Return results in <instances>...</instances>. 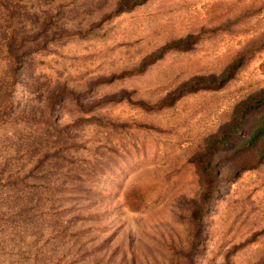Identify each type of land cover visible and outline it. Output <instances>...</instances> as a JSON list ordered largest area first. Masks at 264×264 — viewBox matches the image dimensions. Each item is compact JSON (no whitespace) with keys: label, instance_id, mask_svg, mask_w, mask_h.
Instances as JSON below:
<instances>
[{"label":"rangeland","instance_id":"374dc122","mask_svg":"<svg viewBox=\"0 0 264 264\" xmlns=\"http://www.w3.org/2000/svg\"><path fill=\"white\" fill-rule=\"evenodd\" d=\"M263 90L264 0H0V264H264Z\"/></svg>","mask_w":264,"mask_h":264},{"label":"trees","instance_id":"16d2710c","mask_svg":"<svg viewBox=\"0 0 264 264\" xmlns=\"http://www.w3.org/2000/svg\"><path fill=\"white\" fill-rule=\"evenodd\" d=\"M242 61L243 59L241 57L237 62L230 64L219 76L210 75L207 77H198V79L203 80L206 85H222L234 76L235 70L241 65ZM262 106H264V90L258 96L252 97L243 103L240 113L235 119L234 129L229 132L225 130L226 132H224L221 138L223 145H230L228 149L233 148L231 150H234L235 153H240L245 149H254V155L257 157L256 163L264 160V111L256 116V119L244 138L239 139L240 142L238 143L240 145L237 148H235L236 144L233 143V140L238 139L244 133V122L248 121L247 113L253 108L256 109ZM214 144H216V141H214Z\"/></svg>","mask_w":264,"mask_h":264}]
</instances>
